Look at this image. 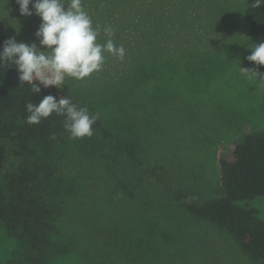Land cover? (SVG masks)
Returning a JSON list of instances; mask_svg holds the SVG:
<instances>
[{
	"label": "rangeland",
	"instance_id": "obj_1",
	"mask_svg": "<svg viewBox=\"0 0 264 264\" xmlns=\"http://www.w3.org/2000/svg\"><path fill=\"white\" fill-rule=\"evenodd\" d=\"M246 1L82 0L93 27L111 25L126 55L121 61L105 53L101 71L65 81L68 97L101 118L91 137L54 136L46 158L55 171L51 200L61 207L50 264H263L182 205L222 196L219 160L245 135L264 130V80L239 71L252 69ZM39 24L35 14L20 15L15 0H0V32L8 38L39 46ZM105 39L101 31L98 42ZM145 94L169 101L176 127L132 155L137 136L163 133L150 123L129 130L130 99ZM154 120L163 122L159 114ZM237 204L264 221V197ZM27 248L0 222V264H24Z\"/></svg>",
	"mask_w": 264,
	"mask_h": 264
},
{
	"label": "trees",
	"instance_id": "obj_2",
	"mask_svg": "<svg viewBox=\"0 0 264 264\" xmlns=\"http://www.w3.org/2000/svg\"><path fill=\"white\" fill-rule=\"evenodd\" d=\"M110 1L104 0L106 4ZM246 3L250 41L256 44L264 40V6L252 7L253 0ZM98 16L106 18L109 15L106 11ZM6 39L8 37L0 32V44ZM249 63L264 73V66ZM136 91V88L130 90V98ZM49 94L57 98L68 96L63 88L58 92L54 87L45 89L42 86L39 94H33L27 83L19 84L14 65H0V222L9 238L27 245L24 264H50L54 249L51 235L61 211L60 205L51 200L55 171L46 158L55 150L54 136L66 133L64 117L53 113L39 124L26 122L25 104L38 103ZM145 95L136 102L130 99L129 130L136 134L144 123H150L148 128L160 126L163 133L157 136L152 130L137 136L136 152L132 155H137L140 148L148 150L158 145L163 134L173 132L176 127H171L174 117L168 111L169 101ZM72 102L84 106L81 102ZM157 114L163 122L154 125ZM97 129L96 122L93 130ZM118 147L126 154L131 153L121 142ZM218 165L223 195L203 202L183 200V208L192 218L225 231L249 260L264 264V221L256 217L253 208L237 204L264 197V130L245 135L241 143L234 145L231 156L219 160ZM175 197L180 200L179 196ZM6 264L16 263L8 261Z\"/></svg>",
	"mask_w": 264,
	"mask_h": 264
},
{
	"label": "clouds",
	"instance_id": "obj_3",
	"mask_svg": "<svg viewBox=\"0 0 264 264\" xmlns=\"http://www.w3.org/2000/svg\"><path fill=\"white\" fill-rule=\"evenodd\" d=\"M19 13L23 16L35 14L40 18L34 36L39 41L18 42L10 37L0 44V65L15 66L19 84L27 83L33 94L54 87L58 92L67 78L77 81L101 71L107 56L105 53L123 60L126 50L113 39L115 29L111 25H96L85 10L82 0H15ZM31 4V9L29 5ZM264 6V0H253L252 7ZM103 31L106 39L98 42ZM245 45V44H242ZM251 54L246 57L255 65L264 66V40L245 45ZM7 62V64H6ZM241 75L264 80V73L255 68L239 67ZM28 124H39L53 113L64 117L63 127L70 139H80L93 135V125L101 118L100 112L92 113L84 105L73 103L71 98H59L49 94L38 103L25 104Z\"/></svg>",
	"mask_w": 264,
	"mask_h": 264
},
{
	"label": "built area",
	"instance_id": "obj_4",
	"mask_svg": "<svg viewBox=\"0 0 264 264\" xmlns=\"http://www.w3.org/2000/svg\"><path fill=\"white\" fill-rule=\"evenodd\" d=\"M52 87L50 86L49 88H47V89H51Z\"/></svg>",
	"mask_w": 264,
	"mask_h": 264
}]
</instances>
